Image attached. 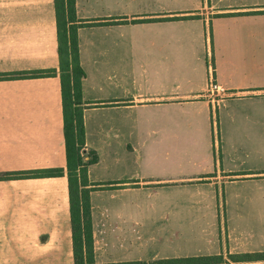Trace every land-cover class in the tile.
<instances>
[{
    "label": "crops",
    "instance_id": "crops-1",
    "mask_svg": "<svg viewBox=\"0 0 264 264\" xmlns=\"http://www.w3.org/2000/svg\"><path fill=\"white\" fill-rule=\"evenodd\" d=\"M75 11L127 20L77 29L88 178L117 182L89 193L95 262L264 264L228 258L264 253V0ZM42 68L58 69L54 0H0V73ZM54 167L0 180V264L74 262L59 76L0 79V172Z\"/></svg>",
    "mask_w": 264,
    "mask_h": 264
},
{
    "label": "trees",
    "instance_id": "trees-1",
    "mask_svg": "<svg viewBox=\"0 0 264 264\" xmlns=\"http://www.w3.org/2000/svg\"><path fill=\"white\" fill-rule=\"evenodd\" d=\"M58 69L42 68L29 72L0 73V79H12L23 77H42L58 74L61 87L63 132L66 153V177L68 181L69 210L72 229L73 264H98L93 257V240L90 218L91 190L103 187H112L117 183L110 181L105 183L91 182L88 178L87 168L97 161L94 150L88 149L86 160L77 156L75 160V145L85 150L84 126L82 108L84 101L81 94V68L79 62V50L77 41V29L81 26L98 24L125 23L126 19L112 20H86L78 18L75 11V0H54ZM185 17V16H183ZM173 17L172 19H175ZM137 21V20H132ZM74 107V108H73ZM74 111V112H73ZM83 160V161H82ZM64 174L60 167L46 169H29L13 172H0V180L11 178H28L39 176H59ZM79 180V183H76ZM75 186V189H74ZM254 256L264 258V253L229 254L232 261H252ZM215 257L195 256L178 258L174 261L181 264H210ZM159 263H167L160 261ZM100 264V263H99ZM106 264H153L141 260L106 263Z\"/></svg>",
    "mask_w": 264,
    "mask_h": 264
},
{
    "label": "built area",
    "instance_id": "built-area-1",
    "mask_svg": "<svg viewBox=\"0 0 264 264\" xmlns=\"http://www.w3.org/2000/svg\"><path fill=\"white\" fill-rule=\"evenodd\" d=\"M207 91L214 94H221L225 91V88L211 78L208 82Z\"/></svg>",
    "mask_w": 264,
    "mask_h": 264
},
{
    "label": "rangeland",
    "instance_id": "rangeland-1",
    "mask_svg": "<svg viewBox=\"0 0 264 264\" xmlns=\"http://www.w3.org/2000/svg\"><path fill=\"white\" fill-rule=\"evenodd\" d=\"M74 108V107H73ZM74 112V111H73ZM86 148V147H85ZM74 151L75 152H78V154L77 153H75V160H76V158H77V156H80V157H82L84 160H86V158H87V154H88V149H85V150H83V148L82 147H78L77 145H75V147H74ZM83 161V160H82ZM76 183L78 184L79 183V180H76ZM74 189H75V186H74ZM240 264H252V263H240Z\"/></svg>",
    "mask_w": 264,
    "mask_h": 264
}]
</instances>
